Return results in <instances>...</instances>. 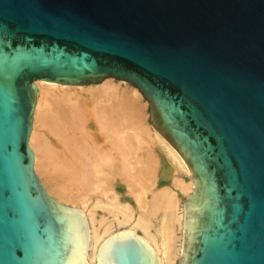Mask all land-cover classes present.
Masks as SVG:
<instances>
[{
    "label": "water",
    "instance_id": "water-1",
    "mask_svg": "<svg viewBox=\"0 0 264 264\" xmlns=\"http://www.w3.org/2000/svg\"><path fill=\"white\" fill-rule=\"evenodd\" d=\"M127 80L193 174L176 264H264V0H0V264H90L34 168L38 79ZM97 264H158L132 230Z\"/></svg>",
    "mask_w": 264,
    "mask_h": 264
},
{
    "label": "bare ground",
    "instance_id": "bare-ground-1",
    "mask_svg": "<svg viewBox=\"0 0 264 264\" xmlns=\"http://www.w3.org/2000/svg\"><path fill=\"white\" fill-rule=\"evenodd\" d=\"M117 81L131 85L114 76L88 84L36 81L40 95L29 138L35 152L34 168L48 183V191L72 202L66 204L54 195L62 204L84 212L88 224L87 262L97 264L102 243L111 235L130 229L154 248L158 264H176L183 250L186 217L184 202L179 200L176 189L190 196L194 190L193 174L177 149L147 122L148 101L138 88L132 85L131 89L119 90ZM86 90L93 98L91 104L81 100L82 94L78 95ZM156 141L165 146L175 164L191 179L187 181L175 174L173 188L156 189L150 197L147 189L156 182L159 166V157L151 149L153 144L156 148ZM118 171L126 177L129 192L139 206L129 201L126 207L121 205L113 185ZM95 198L96 205L105 203L116 208L112 211L118 224L123 223L121 228L95 226V207L80 204ZM133 209L141 212L134 219ZM121 210L125 211L123 216L119 215ZM178 228L182 230L181 243L175 246Z\"/></svg>",
    "mask_w": 264,
    "mask_h": 264
},
{
    "label": "rangeland",
    "instance_id": "rangeland-1",
    "mask_svg": "<svg viewBox=\"0 0 264 264\" xmlns=\"http://www.w3.org/2000/svg\"><path fill=\"white\" fill-rule=\"evenodd\" d=\"M117 83H118L117 87L119 90L124 89V87H127V89H131V86H132V84L130 85L126 82H118L117 81ZM81 94H82L81 100H83L85 103L91 104L93 102L92 101L93 98L91 96L90 91H87V90L81 91V92H79L78 95H81ZM83 101H81V102H83ZM90 101H91V103H90ZM146 109H147V106L145 105V111H146ZM146 120L148 123H150L149 122V115H147ZM151 149L153 151H155L154 153L157 154L159 157V166L157 168V173H156V182L152 184V187L149 188V190L147 189V193H146L147 196L151 197L152 192L155 191L156 189H159V188H164V187H172L173 188L174 185H172L173 184L172 181H174L173 177H175L176 175H181L185 180L190 181L191 177H190L189 173H187L181 166L175 164V162L172 160V158L166 152L165 146L163 144H160V142L156 141V148H155V145L153 144ZM36 172L39 174L42 182L44 183L45 187L48 189L49 188L48 183L44 180L43 176H41L38 171H36ZM113 185H114L115 189L117 190V193H118L120 201H121V205L126 207V205H128V203H126V201H129L132 203L133 206H139L136 203V198L129 192L130 189H129V185H128L126 177L120 171H118V174L114 175ZM176 190H177L179 200L183 201L185 203L186 199L188 198L187 193L182 189L177 188ZM51 194L55 195L54 193H51ZM59 200H61L62 202L66 203V204H69V205L72 204L71 201L65 200L63 198L59 199ZM95 203H96V198L90 199L89 201H87L85 203H80V204H81V206H84L86 208L95 207V226L98 229H103L105 224L114 225V227L117 226V228L122 227L123 223L118 224L116 216L114 215V212L117 211L114 206H108L105 203H101L99 205H96ZM130 210H132V209H130ZM128 211H129V209H128ZM124 212L125 211L121 210V212H119V215L123 216ZM139 213H141V212L138 209H133V214H134L133 219L135 218V215H136V217H138ZM176 233L178 236L174 242V245L179 246L181 243L180 237L182 235L181 234L182 230L180 228H178L176 230ZM91 259L94 261V256H92Z\"/></svg>",
    "mask_w": 264,
    "mask_h": 264
}]
</instances>
